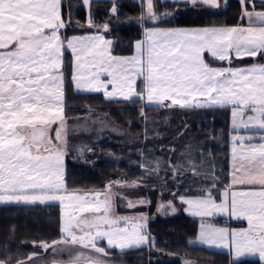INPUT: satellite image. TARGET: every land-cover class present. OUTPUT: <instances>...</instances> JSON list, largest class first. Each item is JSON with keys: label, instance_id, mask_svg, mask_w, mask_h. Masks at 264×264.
I'll return each mask as SVG.
<instances>
[{"label": "snow or ice", "instance_id": "6c2138e0", "mask_svg": "<svg viewBox=\"0 0 264 264\" xmlns=\"http://www.w3.org/2000/svg\"><path fill=\"white\" fill-rule=\"evenodd\" d=\"M176 2L193 7L220 6L219 0ZM84 3L88 4L89 0ZM240 3L245 6L242 17L248 18L247 27L148 28L145 30L147 44L138 43L137 54L123 58L109 55L107 41L103 42L104 46L94 43L101 40L98 36L61 39L60 29L71 23L70 19L63 18L62 0H0V203L59 201L73 210L67 213L61 239L52 244L41 243L40 247L57 252L61 251L57 247L61 244L80 245L107 255L105 248L98 246L101 240H106L109 248L151 246L144 224L130 223L128 217H111V185L104 192L67 194L64 153L52 143L50 129L59 121L55 139L59 141L62 132L67 135L63 117L65 46L74 54L72 79L77 89L87 87L96 92L103 89L106 98L119 96L130 102L146 99L150 105L182 109L230 107L234 130L264 131V63L258 62L264 60V11L254 8L247 11L249 0H240ZM112 12L116 13L117 9L114 7ZM157 19L153 0H147L142 23H155ZM88 24L95 26L91 19ZM107 27L105 24L104 28ZM206 54L214 61L226 62L227 66L213 67L206 60ZM245 57L258 59L248 67L232 66L235 60ZM102 74L109 79H101ZM137 77H142L144 82L140 91L136 86ZM165 101L169 103L165 105ZM253 139V136H232L231 183L258 186L259 190L231 191L230 194L226 190L220 203L210 191L204 197L181 199L195 208V215L228 212L247 219L248 229L230 233L231 245L237 257L258 254L264 261V135L260 136L258 145L251 143ZM245 141L249 142L247 146ZM169 165L174 175L182 174L181 169L194 176L201 174L191 160L187 166L171 162ZM159 170L157 162L152 171L159 174ZM88 195L93 199H87ZM101 196L104 198L100 199ZM128 206L133 207L131 202ZM87 214L93 218L87 219ZM228 236L227 230L208 225L202 226L200 240L227 246L224 242ZM81 259L82 255L77 252L59 264H81ZM87 264H101V261L89 260Z\"/></svg>", "mask_w": 264, "mask_h": 264}, {"label": "trees", "instance_id": "16d2710c", "mask_svg": "<svg viewBox=\"0 0 264 264\" xmlns=\"http://www.w3.org/2000/svg\"><path fill=\"white\" fill-rule=\"evenodd\" d=\"M78 1L83 2L76 0L77 3ZM253 2L256 8L264 9L263 1ZM114 7L117 9L116 13L112 12ZM243 8L240 0H231L227 6L217 9L158 0L157 21L142 23L143 13L146 12L144 0H93L89 19L94 21L95 26H89L88 11L83 5L71 12L75 11L71 16L72 22L61 28L60 34L63 38H71L102 32L111 41L113 55L131 56L136 51V42L143 39L146 28L235 25L242 20ZM68 9L69 6L63 7V15L69 20ZM105 24L108 25L107 29L104 28ZM255 60L246 58L241 63L248 64ZM64 71L65 118L81 117L94 111L108 116L120 126L130 127L133 134L138 135L144 129L141 120L148 115H169L165 128L161 130L162 134L152 139L142 135L128 141L112 138L93 144L85 156L72 151L66 155L65 179L68 190L104 192L111 185V190L120 196H126V206L129 199L144 197L146 203L138 206L147 208V212L151 210L156 213L155 217L145 220V226L154 240V247L128 251L108 250L123 257L149 254L153 259L160 258L163 252L173 255L172 261L165 264H183V258L196 259L199 264H260L251 259L235 262L228 252L192 244L201 221L198 216L185 213L187 205L179 200L180 196L186 195L187 188L195 196H205L210 191L216 200L221 199L222 191L229 181L230 135L233 132L230 128V107L182 109L149 105L146 99H135L132 102L122 98L110 99L105 97L103 91L80 92L72 80L73 55L68 50ZM136 86L138 91L144 87L143 78L138 80ZM189 160L197 166L200 175L194 176L184 169H181L182 174H173L169 162L172 165L187 166ZM157 162L160 164L159 174L152 171ZM201 189L206 191L202 192ZM169 202L178 212L166 217L163 215L165 208L161 205ZM143 211L145 210L140 212ZM61 212L60 204L1 205L0 261L17 264L35 254L41 243L60 240ZM139 218L143 219L142 216ZM103 244L105 246V242ZM151 264L163 263L152 261Z\"/></svg>", "mask_w": 264, "mask_h": 264}, {"label": "rangeland", "instance_id": "374dc122", "mask_svg": "<svg viewBox=\"0 0 264 264\" xmlns=\"http://www.w3.org/2000/svg\"><path fill=\"white\" fill-rule=\"evenodd\" d=\"M92 1L93 0H89V3L85 4L84 0H83V2L78 1V3L76 2V0H62V8H61L62 15H63V7L69 6L68 16H69V19L71 20V16L73 17V14H75V11L72 14H71V12L75 8L84 5L87 8V11H88L87 14H88V20H89V18L91 17L90 12H91ZM161 1H166V0H161ZM168 1L176 2V0H168ZM220 2H221V0H219V4H221ZM157 3H158V0H153L154 11L158 13ZM144 4H145V8L147 9V0H144ZM166 15L167 14L165 13L164 16L166 17ZM63 18L65 19V21H68V19L66 17H64V15H63ZM71 22H72V20H71ZM77 25H79V24H77ZM66 26H68V24H66ZM61 39H64V38L61 36ZM96 44L98 46H104L103 42H98ZM67 50L70 51V53L73 55V64H75V58H74V54H73L72 50L68 49L65 46L64 54H63V58H64V64H63V75H64V85H63V91H64L63 107H64V111H63V117H64V121H65L66 126H67V135H64L62 132L61 139L59 141H57L55 139V136H56L55 130L57 129V127L59 125V121H57L56 124L51 125L50 129H51V136L53 137L52 143L57 145L58 147H60L64 153L62 156V160H63L64 182H65V186L67 189V194H84L83 192H80V191H70L67 188V182L65 179V175H66V170H67L66 155L68 152L72 151V152L77 153L80 156H85L86 154L89 153V150L93 144L101 142V141H105L108 139H112V138L128 141V140H133L134 138H139L140 135H142L143 137H145L147 139H152V138L162 134L161 130L165 128V122L167 120H169V118H168L169 115H167L165 113L161 114V115H159V114L148 115L143 120H141V123L143 124L144 129H143L142 133H140L138 135H134L133 132L131 131L130 127L120 126V125L116 124L114 121H112L108 116L98 114L94 111H91L87 115L81 116V117L65 118L66 117L65 116V103H66V91H65L66 79H65V77L66 76H65V71H64V65L66 63V51ZM101 77L103 78V80L107 81V79L105 78L104 75H101ZM140 78H142V77H140ZM73 83H74V86L76 87L74 81H73ZM108 90L111 91L110 88ZM78 91L89 92L87 87L80 88V89H78ZM101 91L104 92L103 89H101ZM230 127L232 128V124L230 125ZM65 141H66V143H65ZM177 180L180 182V179H177ZM231 185H232V183H231ZM95 192H100V191H95ZM95 192H89V193H95ZM185 192H186V195L180 196V198H179L180 201H182L181 197H184L185 199L204 197V196H195L193 193L188 191V188L185 190ZM87 199L91 200V199H93V197L91 195H88ZM100 199H101V197H100ZM141 200L145 201V203H146V198L137 197L135 199H133V198L129 199L128 204H129V202H131L133 207L145 204V203H140ZM217 203H219V202H217ZM4 204H11V203H0V206L4 205ZM21 204H23V203H21ZM45 204H60V202L54 201V202H47ZM65 204H67V201H65ZM29 205H35V204H29ZM36 205H44V204L37 203ZM60 207H61V211H62L61 212V226L63 227L64 223L67 219V213L70 211H73V210L71 208H66V207L62 206L61 204H60ZM163 207L165 208L163 215L165 214L166 217L175 215L178 212V210L175 207H173L172 203H170V204L165 203L163 205ZM185 207H186V208H184L185 213L195 215L194 214V211H195L194 207L190 208L189 205H187ZM119 209H120V206H119V208L118 207L112 208L110 215L113 219L122 217L121 214H123V213ZM173 209H175V211H173ZM228 214H229L228 212H225V213H214L211 216H200V215H196V216H198L200 218V221H205L204 223H202L200 225L201 231H202V226H206V224H207L206 221H220V219L222 217H226V216H228ZM76 215L79 216L81 214L76 213ZM137 216H142V218H143L142 220H144L143 222L145 223V222H147L145 220H147L151 217H155L156 213L151 214L147 211H143V212H134V213L129 215L130 218H132V217L136 218ZM120 226L122 227L124 225L120 224ZM129 226H130V224H129ZM221 229L227 230L229 232V236H230V233H231L230 228H221ZM144 231L151 238V235L148 231L147 226H145ZM200 234H201V232H200ZM103 242H105V246H104ZM225 242H226V240H225ZM200 243H201L200 236L198 239L196 238L195 240L192 241V244H200ZM48 244H52V243H48ZM98 246L104 247L107 255H102L100 253H96L94 250H91L90 248L89 249L83 248L80 245L69 246V245L61 244V245L57 246L58 249H61V251H57V252H53L51 248H49L47 251H45L42 247H40L38 245V250L35 253L36 255H32L31 259L24 260L21 262H25V264H54V261H55L58 264L59 262H62V261H68L70 256H75L77 254V252H79L82 255L81 263H83V264H84V260L85 261L86 260H99L102 262H107L109 264H132L134 262L139 263V264L144 263V262L151 264L152 261L165 264V263H168L169 261H172V257H173V255L165 254L166 252H163L161 254L160 258H158V257L154 258L153 257V259H151L149 254L147 256L146 255H139L137 257H128V256L123 257V255L120 256V254L108 250V249H117L118 251H128V250H132V249H136V248H143V247H148L151 249V247H154L153 238H151V246L146 244V245H141L139 247H135V246L126 247L124 249H120L119 247L109 248L106 240L99 241ZM182 261H183V264H186V262H189V264H199V263H197L196 259H192V258H189V259L183 258Z\"/></svg>", "mask_w": 264, "mask_h": 264}, {"label": "crops", "instance_id": "0c3cea01", "mask_svg": "<svg viewBox=\"0 0 264 264\" xmlns=\"http://www.w3.org/2000/svg\"><path fill=\"white\" fill-rule=\"evenodd\" d=\"M230 1L231 0H221V2H220L221 4H220V6L218 8H222L224 6H227ZM253 1H255V0H249L248 5L246 6L247 11H252L253 8L255 9V11H264V9H258V8H256ZM257 1H263L264 2V0H257ZM214 9H217V8H214ZM241 18H242L241 22H239L238 24H235V25H215V26H209V27H234V26L247 27L249 21H248V18L247 17H242V11H241ZM252 19H255V17L253 16ZM149 28H159V29H188V30H191V29H202V28H205V27H164V26H161L160 27V26H156V27H149ZM146 29H148V28H146ZM97 36L100 37L101 40L100 41H94V43L107 41L108 44L106 45V47H107V51H108V53H109L110 56L123 57V58H131V57H133L134 55L137 54V52L135 51V53L133 55H131V56H115V55H113L112 52H111V41L109 39H107L102 32H91V33H87V34H84L82 36H76V37H78V38H84V37H97ZM140 42H145V44H147V38H146L145 32H144L143 39L137 41L136 42V45L138 43H140ZM205 58H206V60H208V62L210 64H212L213 67L227 66L226 65V62L214 61L213 59H211L208 56V54H206ZM246 58H249V57H245L244 59H246ZM257 59L254 62L248 63V64H242L241 63L242 60H235L232 66L233 67H248V66H251L252 64L256 63L257 62ZM258 62L259 63H264V60H259ZM94 70H96V69H94ZM102 75H104L107 80L109 79V77H107L106 74H102ZM139 78L140 77H137L136 78V85H137V82H138ZM101 79H103V78L101 77ZM109 88L111 89V85L109 86ZM82 92H85V91H82ZM89 92H94V91H89ZM115 98H120V97L117 96ZM168 103H169L168 101H165L164 102V104H168ZM152 105H155V104H152ZM231 124H232V118H231ZM231 130L233 132L230 135L229 181H228V186L222 191V194L226 190L229 191V194L231 193V191L259 190L258 186L256 188H251V187L242 186V185H233V186L231 185V178H232V171H233V164H234V161H233V158H232V156H233V141H232V136H234V135L253 136L254 139L251 141V143L253 145H258L259 143H261L260 136L264 135V131H259V130H245L243 128H240L239 130H234L233 128H231ZM248 143H249L248 141H245V145L246 146H247ZM222 200H223V195L221 196V199L220 200H216V201L220 203ZM221 219L223 221H206L207 222L206 226L211 225V226H214L215 228H220V229L221 228H230L231 229V232L232 231L239 232L241 230H246L249 227L247 219H245V218H237L236 216H233L230 213L228 214V216L222 217ZM204 222L205 221H201L200 222V225L202 223H204ZM233 222H236L237 224H233ZM200 232H201V227H199L198 234H197V237H196L197 239L200 236ZM224 243L227 246H217V245L207 244V243H203V242H201L200 245L206 246V247H208L210 249L228 252V253H230V256H231L232 260L235 261V262H238V261H241V260H245V259H251V260H256L260 264H264V261H261L260 260L258 254H256V255L244 254V255H241V256L237 257L236 252H235V249L231 245V235L226 239V242H224Z\"/></svg>", "mask_w": 264, "mask_h": 264}, {"label": "flooded vegetation", "instance_id": "af4514ba", "mask_svg": "<svg viewBox=\"0 0 264 264\" xmlns=\"http://www.w3.org/2000/svg\"><path fill=\"white\" fill-rule=\"evenodd\" d=\"M109 195H110V197L112 199V208L113 207H116V208L118 207L119 208V206H120V209L119 210H121L122 213H123V214H121L122 217H128L130 223H132V222H139L141 224H145L146 223V222L145 223L143 222L144 220H142L141 218H139L140 216H137L136 218H133V217L130 218L129 215L132 214V213H134V212H140L141 210L149 211L147 208H144V207H141V206H138V207L136 206L135 208L134 207L126 206V202H127L126 196H124V197L123 196H120L116 192H114L113 190H110ZM128 195H130V194H128ZM103 198L104 197L101 196V199H103ZM149 213L152 214L151 210H150ZM86 218L89 219V220H91L93 217H92L91 214H87L86 215ZM81 264H83V263H81ZM84 264H85V260H84Z\"/></svg>", "mask_w": 264, "mask_h": 264}, {"label": "water", "instance_id": "95a60500", "mask_svg": "<svg viewBox=\"0 0 264 264\" xmlns=\"http://www.w3.org/2000/svg\"><path fill=\"white\" fill-rule=\"evenodd\" d=\"M88 261H89V260L85 261V264H87ZM58 264H59V263H58ZM101 264H109V263H107V262H102V261H101Z\"/></svg>", "mask_w": 264, "mask_h": 264}]
</instances>
